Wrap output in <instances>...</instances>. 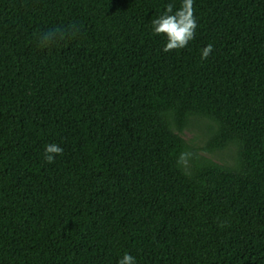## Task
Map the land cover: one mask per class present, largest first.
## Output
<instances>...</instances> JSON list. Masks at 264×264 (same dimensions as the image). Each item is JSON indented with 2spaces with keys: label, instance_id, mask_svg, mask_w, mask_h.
<instances>
[{
  "label": "trees",
  "instance_id": "1",
  "mask_svg": "<svg viewBox=\"0 0 264 264\" xmlns=\"http://www.w3.org/2000/svg\"><path fill=\"white\" fill-rule=\"evenodd\" d=\"M170 3L0 0V264H264V0H194L164 52Z\"/></svg>",
  "mask_w": 264,
  "mask_h": 264
},
{
  "label": "clouds",
  "instance_id": "2",
  "mask_svg": "<svg viewBox=\"0 0 264 264\" xmlns=\"http://www.w3.org/2000/svg\"><path fill=\"white\" fill-rule=\"evenodd\" d=\"M152 26L155 35L167 37L163 48L164 52L186 48L189 42L195 38L198 28L194 0H181V5L175 12L173 5L168 4L164 13L152 21ZM212 52L213 45L208 44L202 49L201 59H207ZM62 154L63 149L56 144H49L45 147V157L48 163L54 162L55 155ZM118 264H136V261L131 254L125 253Z\"/></svg>",
  "mask_w": 264,
  "mask_h": 264
},
{
  "label": "rangeland",
  "instance_id": "3",
  "mask_svg": "<svg viewBox=\"0 0 264 264\" xmlns=\"http://www.w3.org/2000/svg\"><path fill=\"white\" fill-rule=\"evenodd\" d=\"M210 121L203 118H193L190 127L184 131L183 137L197 152V156L202 159H208L225 165L228 168H234L237 160V146L235 144L229 146L225 150L208 151L207 144L209 138L208 128ZM188 166L193 163V155L188 154L186 159Z\"/></svg>",
  "mask_w": 264,
  "mask_h": 264
}]
</instances>
